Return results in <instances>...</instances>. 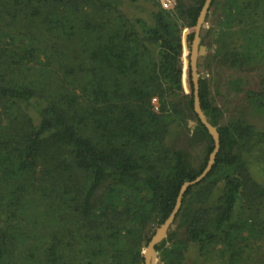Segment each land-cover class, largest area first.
Instances as JSON below:
<instances>
[{
	"label": "trees",
	"instance_id": "obj_1",
	"mask_svg": "<svg viewBox=\"0 0 264 264\" xmlns=\"http://www.w3.org/2000/svg\"><path fill=\"white\" fill-rule=\"evenodd\" d=\"M204 1L0 0V264H143L213 149L187 51ZM210 18L201 43L215 76L199 79V97L220 147L159 264H185L192 249L200 264H252L264 245V170L254 179L246 156L264 153V73L252 78L264 0H212ZM188 120L198 165L167 141Z\"/></svg>",
	"mask_w": 264,
	"mask_h": 264
},
{
	"label": "water",
	"instance_id": "obj_2",
	"mask_svg": "<svg viewBox=\"0 0 264 264\" xmlns=\"http://www.w3.org/2000/svg\"><path fill=\"white\" fill-rule=\"evenodd\" d=\"M211 3L212 0H205L197 17L194 35L190 46L189 59H190V68H191V80L193 84V109L200 122L205 126V128L211 135L213 139V149L210 152L206 166L201 171V173L198 176H196L193 180L185 181L181 185L171 213L164 220V222L161 223L155 229L154 233L147 242L146 247L144 248L143 264H157L159 252L156 249V247L166 237V235L170 230H174L176 228L175 216L178 210L180 209V206L182 204V199L186 190L190 186L196 185L203 178H205V176L211 170L215 162L216 155L219 151L220 137L217 127L211 124L209 119L205 115L204 111L202 110L200 104V97H199V79L207 77V72L204 66L207 47L206 45L201 43V38L205 35V31L207 27V23L205 19L209 11V8L211 6Z\"/></svg>",
	"mask_w": 264,
	"mask_h": 264
},
{
	"label": "rangeland",
	"instance_id": "obj_3",
	"mask_svg": "<svg viewBox=\"0 0 264 264\" xmlns=\"http://www.w3.org/2000/svg\"><path fill=\"white\" fill-rule=\"evenodd\" d=\"M142 1L143 0H138V1L134 2L132 0H126V3H131L132 6H136V5L142 4ZM184 1L188 2V0H184ZM144 3H146V2H144ZM212 13H213V10H212ZM206 23H207L206 30L208 31L209 29H211L213 27V23H212L211 18L208 19V21H206ZM202 44L206 45V47H207L206 55H208L211 52V49L209 48V42L205 41V42H202ZM190 46H191V44L188 45V49H187L188 52H190ZM262 64L263 65L260 66L258 69H254L255 71L252 73V78L254 80H256L255 76H256L257 72L264 73V62ZM205 70L207 72V76L211 75L209 73L210 72L209 70H207L206 68H205ZM211 76H215V75H211ZM211 95L215 99L217 98V94L215 93L214 89H212ZM171 99L176 100L177 96L174 95V98L171 97ZM181 99H182L181 95H179V100H181ZM220 100H221V98L219 97L218 101L220 102ZM0 113H2L1 108H0ZM230 113L231 112L229 111L228 115H232ZM251 121L257 127L262 126L261 121H258V118H256V117L251 118ZM4 124H5V116H4V113H2V119L0 120V128H2L4 126ZM193 125H194V123L192 120H188L187 123H183L182 125L181 124L179 125V123L174 124L171 127V131H170V134L167 138V141H168L169 145H171L173 147L174 146H182L183 148H186L190 152L191 157H192L195 165H198L199 160L204 153L203 152L204 145L201 142L195 143V144L191 143L190 138L192 136L191 134H192ZM246 156H247V158H250V162L252 163L250 170H251V173L253 175V178L258 180L259 182L262 181L260 170L261 169L264 170V153L256 151V147H255V148L251 149L250 151H248ZM262 248H264V245L263 246L261 245L260 249H262ZM260 249L257 252L253 253L255 255L254 256L255 261H253L252 264H264V251H262ZM157 264H159V257H158ZM185 264H200V259H199L198 255H196V253L194 252V249L188 251V253L186 255Z\"/></svg>",
	"mask_w": 264,
	"mask_h": 264
}]
</instances>
